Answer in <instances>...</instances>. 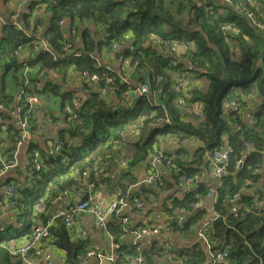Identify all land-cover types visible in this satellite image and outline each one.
<instances>
[{
    "label": "trees",
    "instance_id": "obj_1",
    "mask_svg": "<svg viewBox=\"0 0 264 264\" xmlns=\"http://www.w3.org/2000/svg\"><path fill=\"white\" fill-rule=\"evenodd\" d=\"M241 2H245L246 10L253 14L257 24L246 17L244 9L236 8ZM38 4L45 5L49 19L45 26H42V19L36 22L41 32L37 35L47 40L57 55L61 50L60 41L68 33L56 23L58 19L64 18L71 25L72 20L89 18L97 28L91 30L85 26L79 27L78 56L65 58L59 55L57 60H53L50 53L44 52L31 61L32 65H37L45 74L39 94L62 98L64 123L56 137L63 139L64 145L61 153L56 156L50 153L49 147L44 143L30 138L29 151H38L45 155L46 150L49 156L44 160L45 166L41 172L31 173L29 184L23 180L21 184L15 185V192H19L21 197L17 200L11 196L9 199H14L10 209L17 216V226L0 232V240L31 234L32 208L48 182H52L57 189L48 192L46 205L40 215L41 220L46 218L54 203L60 200L56 196L61 190L74 194L77 189L68 187L75 183L74 171L81 172L84 169L86 158L103 154L104 143L115 130L123 128L141 113L155 110L157 114H163L160 106H153L143 96L138 98L132 108H123L96 91H92L86 100L77 92L81 94L78 105L71 97L72 92L61 88L60 80H63L68 71L87 69L99 74L106 72L102 65H97L101 50L111 53L112 43L120 36L130 34L133 44L130 49L123 51V56L139 59L142 67L146 69L148 66L152 70L150 75L154 87L165 105L171 124L154 126L146 123L138 140L130 145L131 159L128 169L121 170L119 176L106 180L109 184L115 181L114 185L121 188L125 187L127 181L133 183L131 180L135 176L132 168L147 161L157 151L153 148L157 134L177 135L181 131L184 135L201 139L204 147L197 149L200 158L206 150L220 147L225 142L230 143L233 148L230 153V166L217 189L214 208L219 217L214 220V233L209 236L210 260H214L212 254L225 250L227 256L218 261V264H264L262 211L255 207L264 199V173L260 172L264 159V0H230V3L224 0H203L200 3L197 0H40ZM33 5L35 2L32 1L30 7ZM33 18L29 14H23L20 29L2 23L1 78L11 68L19 69L12 53L18 44L31 40L32 37L27 36L28 22H32ZM34 31L35 28L29 34L33 35ZM150 36L193 44L194 48L187 52L193 59L189 72L199 82H190V91L185 97L190 104H201L202 118L199 123L195 124V116L192 114V117L181 120L180 117L185 116L186 112H181L172 104L175 99L173 81L183 73L182 62H171L169 56L149 50L146 43ZM50 70L57 74L52 76ZM29 78L33 83L40 80L33 72L29 74ZM202 79L206 80L204 88L200 83ZM96 85L102 87L103 81ZM123 88V85L119 86V89ZM248 92L259 99L255 111L251 108L250 114H238L236 111L229 115L224 114V109L231 100L240 101L239 98ZM78 118H81L80 123L72 127L71 121ZM248 146L251 149L246 152ZM198 163L197 157L194 160L188 159L183 164L179 163L177 172L174 169L169 172L175 178L177 174L191 175L198 171ZM71 170L72 174L68 176ZM18 176H22L21 172H18ZM160 176L165 181L161 172ZM207 192L208 189L201 184L195 190L175 197L166 208L167 216L171 217L177 211L185 212V209L192 208L191 204ZM235 192H239L241 197L235 206L238 207L236 213H231L225 204H231L229 197ZM247 205H251L248 211L245 210ZM167 221L170 222V218ZM193 222L195 218L191 219L187 215L181 225L171 221L169 228L172 233L186 234ZM62 225L64 224L58 221L49 228L50 237L53 239V243H50L64 250V260L70 264H80L78 257L85 248L84 240H70ZM111 227L114 231L118 230L114 224ZM206 253L205 248L195 242L189 247L175 249L172 257L179 260L175 264H181L183 258L185 264H199L208 260ZM147 254L151 260L155 251L150 250ZM143 255L146 257L144 252ZM10 260L7 251L0 247V264H20L19 261Z\"/></svg>",
    "mask_w": 264,
    "mask_h": 264
},
{
    "label": "built area",
    "instance_id": "obj_2",
    "mask_svg": "<svg viewBox=\"0 0 264 264\" xmlns=\"http://www.w3.org/2000/svg\"><path fill=\"white\" fill-rule=\"evenodd\" d=\"M32 1L39 2L40 0H29V6L23 9L22 14H29V11L34 7H30V3ZM224 1L230 3V0ZM236 8L240 10L244 9L246 17L249 16L253 22L255 21L252 13L248 12L249 10H246L245 3L242 5L237 4ZM126 9L127 8H125V11ZM47 13L49 14L48 11ZM88 19L89 18L82 20L76 19L72 21L74 34H78L79 27L84 26L86 22L89 21ZM132 39L133 38L130 34L120 36L118 40L112 43L110 52L115 54L118 59L125 60L127 57L125 58L123 56V51L132 47ZM39 40L40 39L38 37H32L30 41L21 44V46H30ZM146 44H148L149 47H155L163 53L168 54V56L172 59L171 62H176L173 53L181 52L179 59L188 65V73L183 71L180 79L173 86L175 93L174 103L177 108L181 110V112H186V114H188L190 108L192 107H190V103L187 102L185 96L188 94L189 87L191 86L189 80V69L193 64V59L187 55V52L190 49H193L190 48L191 43L180 42L177 40H162L156 36H150ZM69 49L72 56L79 55L80 50L76 48V45L70 46ZM128 57L131 58V65L134 68L139 69L145 75V77L134 86H131L126 75L114 73L107 65L103 66L106 72L102 74H99L98 72H90L87 69L73 71L78 72L82 77H84L87 84L89 82L96 85L102 80V87L119 91V96L121 98L126 97L128 92L134 89L139 95L144 96L150 101V104L153 105L154 93L158 91L155 89L153 79L150 75L152 74V70L148 66L146 69L142 67L139 59L133 60L131 56ZM69 72L71 71H68L67 73ZM50 73L52 76L57 74L53 70H50ZM120 85H123L124 88L119 89ZM247 94L249 95L250 92L242 95L239 98L240 101L231 100L230 104L227 105H234L235 111L238 114H242L243 101H245ZM18 95H24L26 104L23 107H18L16 109L10 108V114L17 118L19 126L23 127L29 122L33 125V130L35 132L44 133L45 127L40 123L37 115L32 117L29 115L28 117V115L22 113L25 107L29 105L33 106L37 102V98L26 94L22 89L19 90ZM78 102V99L75 100V104ZM159 106L163 109L162 115H159L155 110H152L150 112L141 113L133 120V134L135 137L128 142L138 139L141 128H143L146 123L149 125L171 124V120L165 111V105L162 102H157L155 107ZM0 108H3L2 104H0ZM192 115L195 116L197 123H199L202 118V110H196L192 113ZM80 120L81 118L75 119L71 121L70 124L74 127L80 123ZM115 135V137L109 138L104 143L103 154H99L91 159L87 158L85 160L86 163L84 169L81 172H78L77 170L74 171L75 183L68 187L70 189L74 187L79 191V197L77 199L71 202L69 196L67 195V190H61L59 195L56 196V199L64 197L62 203H64L65 206L54 211L49 218L41 220L40 215L43 212L45 205L43 202L44 198L40 197L32 208L31 216L33 224L30 228V236L27 238L16 237L8 240H0V247L7 251L9 258L12 261H19L20 264H54L53 253L44 243V240L51 238L49 237L48 226L55 220L61 219L64 223L62 227L66 229L69 238L72 241L86 238L89 239L95 232H100L101 234V231H103V237L109 242V250L106 252L96 247H85L81 252V255L78 257L79 261L86 262L88 258L94 257L96 264H147L143 255L141 240L147 235L158 234L163 225L158 220L147 224L135 223L134 218L138 216L146 207L147 202L144 198L136 195L133 192V188L143 182L151 185L154 190H161L164 185V181L160 176V168L163 167L167 171L174 169L175 172H177L179 162L187 161L189 158L182 153L166 154L156 149L160 154L155 155L154 163H150V168L146 178L133 183L127 182L125 187L121 188L120 186L114 185V180L113 184H109L106 180V178H114L115 176H118L121 170H127L130 161V155L125 148L127 139L123 137V130H117ZM23 136L24 138H29V135L25 136L24 134ZM21 138L22 136L20 137V140H18V143L21 142ZM196 138L197 137L192 135L182 134L181 142L184 143L195 140ZM44 139L47 138L44 137ZM199 141L201 147H204V142L201 139H199ZM60 144L61 141H58V149ZM45 152V155L40 154L36 155L34 158H29V177L33 171L34 173H39L43 170L42 165L44 160H47L49 156V153L46 150ZM210 155L214 158H222L221 166H216V172L220 173L221 171H224L228 166L227 151L221 152L220 147H216L210 150ZM17 168L18 157L14 148L10 156H4L0 152V217L8 210H12L10 207L12 202H14V199L18 200L21 197L19 192H15V185L17 183L12 178V175L9 180H7L8 178L3 180L7 174L12 173ZM22 171V176H26L23 168ZM197 173L198 172H195L191 175L177 174L175 179L177 183L184 188V186L197 178ZM26 182L29 184V181ZM112 185L115 186L114 188L116 190V194H114L110 199H105L103 192L109 193L108 190H110ZM55 189H57V187H55L52 182H48V186L46 188L47 193ZM84 193H87V199L81 201L80 198ZM11 196H13L14 199L10 200L9 198ZM95 197H98V199H95ZM249 207H251V205L246 206L245 210H249ZM129 213L133 214L132 220L128 216ZM83 214H90L92 216L91 226H78V218ZM111 224L116 225L118 230L114 231ZM77 229L80 232H77ZM199 236L207 237L203 232L199 234ZM35 245L38 246L35 247ZM31 249H34V251H31ZM167 252L171 254L173 249H169ZM220 256L221 255L218 254L217 259ZM218 261L221 260H210V264ZM66 263L70 264L67 261Z\"/></svg>",
    "mask_w": 264,
    "mask_h": 264
},
{
    "label": "crops",
    "instance_id": "obj_3",
    "mask_svg": "<svg viewBox=\"0 0 264 264\" xmlns=\"http://www.w3.org/2000/svg\"><path fill=\"white\" fill-rule=\"evenodd\" d=\"M203 0H197L198 3L202 2ZM37 5V4H36ZM35 5V6H36ZM25 4L21 0H0V27L2 23L12 20L13 17L16 20L21 21V17L23 16L22 11ZM34 6V5H33ZM34 6V7H35ZM41 13L42 15V26H45V22L49 19V14L45 10V5L42 4V7L36 12V14ZM86 28H90L91 30H95L97 25L91 20L86 22L84 25ZM149 50H158L155 47H149L146 44ZM103 48V47H102ZM101 48V49H102ZM190 48H194L193 44L191 43ZM159 53L168 56V54L163 53L161 50H158ZM181 53V52H180ZM98 54V53H97ZM170 57V56H169ZM126 58V57H125ZM97 65H107L109 66L115 73L117 74H124L128 77L131 86L136 85L140 82L145 75L137 68H134L131 65V58L127 57L125 60H120L118 57L115 56L113 53L106 52L101 50L98 58ZM191 74V73H190ZM17 73H13L11 70L8 71L2 78L0 77V104L3 105V108H0V152L4 156H10L14 144H13V137L15 135V131L19 129V122L15 116L10 114L9 109L13 108V104L10 102L12 98H15L17 95L16 89L18 88L17 84L19 82L18 77L16 76ZM61 78V77H59ZM60 80L62 83L61 88L64 91H76L80 92L83 96V100H86L90 97V93L92 91L98 92L101 96L109 101H112L114 104H118L120 107L123 108H132L136 103L138 98L141 95L138 94L137 91L134 89L130 90L126 97L121 98L119 96V91L111 90L105 87H99L98 85H93L88 82L87 85L85 78L82 77L78 72L71 71L67 73V75ZM49 79H46V81ZM189 80L191 84H195V82H199V79L194 78V74L189 76ZM201 87L204 88L206 80H200ZM144 97V96H143ZM159 92L154 93L153 105L157 102H161L159 98ZM145 98V97H144ZM250 102L248 103L251 108H254L258 102V97L252 94V97L249 98ZM49 101H42V103L37 107L36 111H46L50 112L53 115V122L54 123H45L46 132L51 137H56L59 133V129L62 127L64 123V116L62 109V98L61 97H51L48 99ZM172 104L176 107L174 102ZM192 108L189 110V114L180 117L181 120H186L188 117H192V113L196 110H202L200 103H194ZM235 112L234 105H226L224 109V114L229 115ZM42 116L41 113H37V117L40 119ZM194 117V116H193ZM133 122L126 124L123 128L117 130H123V137L127 139V142L131 140L135 135L133 134ZM195 124L197 123L194 117ZM155 126V125H154ZM152 126V127H154ZM84 129V128H83ZM115 130V132L117 131ZM115 132L109 137H115ZM141 133V132H140ZM182 132L179 131L177 135L175 134H157L156 135V142L153 144V147L160 150L166 154H178L182 153L190 160H194L196 157L199 160L198 163V171L201 173V183H205L208 185L209 193L199 200L198 205L189 209H185L184 211H177L176 213L183 212L184 217L187 215L193 219L195 218V222L188 228V232L185 236L178 237V234L172 233L170 229L165 231L164 234L154 236V235H147L142 238L141 240V247L143 252L146 255V262L147 264H175L179 263V260H174L172 257V253L169 254L167 251L169 249H173V251L177 248L181 247H189L195 242H198L201 247H204L206 250V254L208 260L201 262L199 264H210L211 252L210 250V243L208 235L210 232H204L202 227L205 222H213L211 219L215 218L217 212L215 211V203L217 200V189L220 186L219 178L214 174V161L211 158L210 150H206L203 154V157H199L197 154V149L201 147L199 139L191 140L182 143L181 137ZM32 138L36 142H41L37 136L32 135ZM108 138V139H109ZM107 139V140H108ZM106 140V141H107ZM25 151L20 150V154L18 157V162L21 165L23 162L26 161L24 156ZM149 160V158H148ZM148 160L141 162L139 165L134 166L132 168V174L135 176V179L131 181H140L146 178L150 163ZM183 164L184 162H179ZM186 164H189L186 163ZM197 171V172H198ZM18 172L23 173L22 168H18L12 172V177L18 176ZM160 172L165 177L164 187L161 190H154V188L146 183H141L133 188V192L140 197L144 198L147 202L146 207L141 211V213L134 218L136 224H147L152 221H166L170 218V222L172 221V217H168L166 214V208L169 204L173 201V199L177 196L181 197L183 188L177 183L174 174L167 171L164 168H160ZM260 172L264 173L262 166L260 168ZM7 174L6 177H8ZM14 179V178H13ZM6 180V179H5ZM130 183L129 181H127ZM1 183V179H0ZM21 184V183H17ZM251 189V188H249ZM108 192H103L105 199H110L114 194H116L115 189H110ZM47 190L45 189L40 197L44 198V205H46V197H47ZM78 198V197H77ZM98 199V197H96ZM54 203V202H53ZM60 202H55V205L52 206V209L58 207ZM231 205V206H230ZM238 204H225L229 208V212ZM255 207H259L262 211V218L264 224V199L259 201ZM256 209V208H255ZM175 213V214H176ZM133 217V216H132ZM131 217V220H132ZM185 220V219H184ZM173 222V221H172ZM78 226H91L92 225V216L90 214H83L78 218L77 221ZM211 224V223H210ZM259 224V225H261ZM258 225V226H259ZM17 226V216L14 214L12 210H8L3 216L0 217V232H4V230L9 229L10 227L14 228ZM202 230V231H201ZM78 231V229H77ZM202 232L205 233L207 237L199 236ZM182 238V240L180 239ZM52 242V238L48 239ZM89 243L91 247H96L103 251L109 250V242L106 238L103 237L100 232H95L90 238ZM167 241V242H166ZM169 242V243H168ZM53 243V242H52ZM53 259L54 264H67L66 260H64L65 252L63 249L59 248L58 246L52 247ZM153 250L155 251V255L152 259H149V255L147 254L148 251ZM10 262H12L10 260ZM80 264H96V260L94 257L88 258L86 262L79 261ZM5 264V263H4ZM108 264V263H107Z\"/></svg>",
    "mask_w": 264,
    "mask_h": 264
},
{
    "label": "bare ground",
    "instance_id": "obj_4",
    "mask_svg": "<svg viewBox=\"0 0 264 264\" xmlns=\"http://www.w3.org/2000/svg\"><path fill=\"white\" fill-rule=\"evenodd\" d=\"M25 6L22 9L27 8V6H29V0H21ZM245 2H241L240 5L244 4ZM42 7V4H37L35 7H33L30 11H29V17H34L32 20V22H28L29 26H28V33L27 36L29 37H38L40 40L32 45H27V46H21L20 44H18L15 49L13 50L12 56L17 60L18 65H19V69L16 70L15 69H10L13 73H17V77L19 79V82L17 84L18 88L16 89L17 92H19L20 89H22L26 94L31 95V96H35L37 98V102L32 106L29 105L27 107H25L23 109V114L25 115H29L32 117L34 115H37V113H41L42 116L39 119L40 123L44 125L45 127V123H54L53 122V115L50 112H46V111H36L37 107L42 103V101H49L48 99L51 97H48L46 95H41L39 94V90L42 87V84L44 83V77L45 74L40 71L39 67L37 65H32V60L35 59V57H37L38 54L40 53H44V52H48L52 55L53 60H57L59 55H62L65 58H69L72 57L71 53H70V49L69 47L72 45H77L78 46V42L80 41L78 34H74L73 32V23L71 25H69V22L64 19V18H60L57 21V24L60 26L61 29L63 30H67L68 33L67 35H65L66 38H63V40L60 41L61 44V51L57 53H55L50 45V43L43 39L42 37H40V35H37V33H41L40 32V26L36 25V22L39 19H42V14H36V12L39 10V8ZM250 12V11H248ZM248 15V14H247ZM253 16V14H252ZM249 20L252 21V19L248 16ZM43 20V19H42ZM91 22V19H88ZM253 22V21H252ZM7 25H12L13 27H15L16 29H20L22 28V19L21 21L16 20L15 17H13L12 20H8L6 22H4ZM253 23H256L255 21ZM257 24V23H256ZM35 28V31L32 34L31 30H33ZM174 58L176 59V61L178 60L179 62H182L179 57H180V52H174L173 53ZM183 71H186V69L188 70V65L186 63H183ZM9 70V71H10ZM36 73V75L40 78L39 81H37L36 83L31 82L30 78H29V74L30 73ZM0 73H2V71H0ZM186 73H188L186 71ZM189 75L191 76V74L189 73ZM180 79V76L177 77L174 81H173V86L174 84ZM72 99L75 102V100H79V102L81 101V94L77 93L76 91H72ZM190 91V90H189ZM188 91V94H189ZM252 97V93H250L249 95H246V99L245 101H243V111L242 114H250V110L251 107L248 105V103L250 102V99ZM79 102L77 103L79 105ZM11 104H13V108H18V107H23L26 104V99L24 97V95H17L15 96V98H12V101L10 102ZM236 127H238V125L236 124ZM23 130V131H22ZM29 135V138H24V135ZM32 135L37 136L39 138V140L41 141L40 143H44L45 146L49 147V151L50 153H52L53 155H59L62 151V147L64 145V140L60 139L58 137H51L47 132H46V127L44 130V133H37L33 130V125L31 123H27L25 124L23 127L19 126V129L17 131H15V135L13 137V144H14V151L17 154V156L20 154V150H24V156L26 158V161L23 162L21 165L18 162V166L19 168H23L25 170V175L26 176H16L14 177V181H16L17 183H20L21 181H29V158H34L36 155H40V153L38 151H29V140L32 137ZM21 138V142L18 143V140H20ZM44 137H46L47 139H44ZM58 141H61V144L59 145V149L57 148L58 146ZM232 146L230 143L225 142L222 146H220V151H227V156H228V166L226 167V169L224 171H221L220 173L216 172V166H221V157L219 158H214L211 157L214 161V174L216 176H218L219 178V184H222V180H223V176L227 173L228 168L230 166V153L232 152ZM251 149L250 146L247 147L246 152H248ZM160 154L158 151H156L154 154H152L149 157L148 162L149 163H154V157L155 155ZM161 165V164H159ZM44 166V163L42 165V167ZM72 174V170L69 172L68 176ZM66 176V175H65ZM67 176V177H68ZM203 185L204 187H208L207 184L205 183H201V173L198 171L197 173V178L194 179L191 183L187 184L186 186H184L182 193L188 192V191H192L195 190L199 185ZM208 189V188H207ZM209 193V191L207 192V194ZM67 195L69 196L71 202L73 201L72 198L75 197V199H77V197H79V191L76 190L74 194H71L69 191H67ZM241 195L239 192H235L233 193L230 197H229V201L232 204H236L239 199H240ZM64 197H61L60 200L58 202H60V204L58 205V207L55 208H50V211L48 212L46 218H49V216L56 210L62 208L65 206L64 203H62ZM202 197L197 198L196 202L192 203L191 206L195 207L198 205L199 200ZM95 199H97L95 197ZM55 205V203H54ZM238 207H235L234 209L231 210V213H236ZM128 216L131 217L133 216L132 213H129ZM219 217V214L217 213V215L215 216V218L211 219V221L214 222V220L216 218ZM45 218V219H46ZM184 213L180 212V213H176L173 217H172V221L175 222L177 225H181L184 222ZM60 221L62 222L61 219H57L55 220L53 223H51L48 226V229L57 224V222ZM213 222H205L202 230L204 232H208L211 231L210 234L208 235L211 236V234L214 233L213 230ZM63 223V222H62ZM160 223H162L163 227L161 229V231L158 234H155L154 236H158V235H162L165 233V231H168L169 226H170V222L169 221H160ZM211 223V224H210ZM64 224V223H63ZM201 230V231H202ZM77 232H80L79 230ZM28 236H30V234L28 235H24L18 238H27ZM49 237H50V233H49ZM167 242V241H166ZM44 243L50 248L52 249L53 245L52 243H50L49 240H44ZM169 243V242H168ZM38 245H35V247ZM33 247V248H35ZM31 251H34V249H31ZM52 251V250H51ZM220 254L221 256L217 259V255ZM227 256V251L223 250V251H217L214 254H212V257L214 258V260H223L224 258H226ZM53 263H54V259H53ZM181 264H185L184 263V258L181 259Z\"/></svg>",
    "mask_w": 264,
    "mask_h": 264
},
{
    "label": "clouds",
    "instance_id": "obj_5",
    "mask_svg": "<svg viewBox=\"0 0 264 264\" xmlns=\"http://www.w3.org/2000/svg\"><path fill=\"white\" fill-rule=\"evenodd\" d=\"M33 2H35V1H33ZM36 4H38V2H35V5ZM34 5V6H35ZM73 21V20H72ZM57 23V22H56ZM78 34H79V32H78ZM76 48L78 49V46L76 45ZM61 51V50H60ZM102 66H105V65H102ZM142 129V128H141ZM141 132V131H140ZM139 136H140V134H139ZM139 136H138V138H139ZM138 140V139H137ZM136 141V140H135ZM131 143L132 142H134V141H130ZM130 142H127V144L125 145V148H126V150L128 151V154H129V148L131 147L130 145H131V143ZM154 148V147H153ZM156 149V148H155ZM97 156V155H96ZM93 157H95V156H93ZM87 159V158H86ZM88 159H90V158H88ZM131 159V158H130ZM86 163V162H85ZM41 172V171H40ZM119 176V175H118ZM115 177H117V176H115ZM114 177V178H115ZM116 180V179H115ZM135 182V181H134ZM47 186H48V184H47ZM47 186H46V188H47ZM110 189H115V188H110ZM84 195V194H83ZM82 197V196H81ZM87 199V198H86ZM85 199V200H86ZM80 200H81V198H80ZM84 201V200H83ZM247 206H249V205H247ZM251 207H249V209H250ZM253 209H255V208H253ZM248 211V210H247ZM210 232V231H209Z\"/></svg>",
    "mask_w": 264,
    "mask_h": 264
},
{
    "label": "water",
    "instance_id": "obj_6",
    "mask_svg": "<svg viewBox=\"0 0 264 264\" xmlns=\"http://www.w3.org/2000/svg\"><path fill=\"white\" fill-rule=\"evenodd\" d=\"M190 107H193V105L190 104ZM262 169L264 171V159H263V162H262ZM11 175H12V173H10V175H8V177H5L3 180L9 178ZM86 198H87V193H84V195H82V197H81V201L85 200ZM213 264H218V262H214Z\"/></svg>",
    "mask_w": 264,
    "mask_h": 264
},
{
    "label": "rangeland",
    "instance_id": "obj_7",
    "mask_svg": "<svg viewBox=\"0 0 264 264\" xmlns=\"http://www.w3.org/2000/svg\"><path fill=\"white\" fill-rule=\"evenodd\" d=\"M203 233H204V232H203ZM101 234L104 235L103 231H101ZM184 235H185V233L180 232V234L178 235V237H182V236H184ZM82 240H84V243H85L84 246H85L86 248H90V247H91V245H90V243H89V241H88L89 239L86 238V239H82Z\"/></svg>",
    "mask_w": 264,
    "mask_h": 264
}]
</instances>
